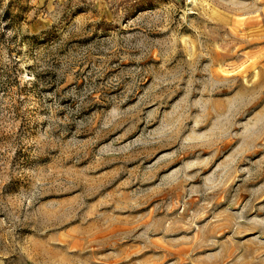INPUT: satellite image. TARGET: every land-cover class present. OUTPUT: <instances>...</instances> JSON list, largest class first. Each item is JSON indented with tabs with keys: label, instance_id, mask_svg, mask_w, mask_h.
Listing matches in <instances>:
<instances>
[{
	"label": "rangeland",
	"instance_id": "rangeland-1",
	"mask_svg": "<svg viewBox=\"0 0 264 264\" xmlns=\"http://www.w3.org/2000/svg\"><path fill=\"white\" fill-rule=\"evenodd\" d=\"M0 264H264V0H0Z\"/></svg>",
	"mask_w": 264,
	"mask_h": 264
}]
</instances>
